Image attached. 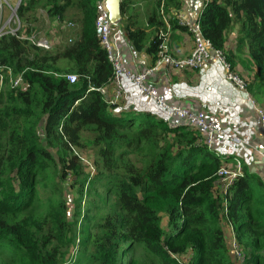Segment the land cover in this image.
Wrapping results in <instances>:
<instances>
[{
  "label": "trees",
  "instance_id": "1",
  "mask_svg": "<svg viewBox=\"0 0 264 264\" xmlns=\"http://www.w3.org/2000/svg\"><path fill=\"white\" fill-rule=\"evenodd\" d=\"M96 2L27 0L17 9L18 35L0 36L6 76L0 84V262L264 264L261 155L227 147L228 139L225 147H209L185 122L169 124L132 100L111 101L115 71L97 33ZM183 5L153 0L142 27L132 2L122 0L118 27L154 63L171 30L190 32L178 18ZM203 6L197 18L203 35L238 74L242 66L248 91L263 100L264 0H204ZM39 8L59 23L70 20L75 35L57 49L19 37L37 33ZM232 30L234 48L228 47ZM8 68L22 76L16 87ZM70 74L77 76L73 83ZM83 139L96 152L93 175L74 152ZM223 168L238 172L229 185ZM106 193L115 196L107 211ZM83 210L88 226L80 229ZM80 232L85 236L77 243ZM138 249L150 261L136 257Z\"/></svg>",
  "mask_w": 264,
  "mask_h": 264
},
{
  "label": "crops",
  "instance_id": "2",
  "mask_svg": "<svg viewBox=\"0 0 264 264\" xmlns=\"http://www.w3.org/2000/svg\"><path fill=\"white\" fill-rule=\"evenodd\" d=\"M15 1L17 0H12L13 3ZM25 1L27 0H23L22 2ZM130 1L132 2L131 10L138 15L139 24L144 27L147 15L153 6V0ZM203 2L204 0H183L184 5L178 14V18L180 15L182 16L180 18L181 21L193 22L197 20L199 14L204 10ZM10 10L6 9L0 12V21L1 14L10 12L11 15ZM42 11L45 10L43 8L38 9L37 17L40 16V12ZM34 25H37V22ZM38 33L39 30L33 35H37ZM71 35H75V31L71 32L69 37ZM116 42L122 64L132 72L145 71L153 64L152 56L146 51L134 50L126 35L122 34L118 36ZM167 46L169 51L176 57H184L189 55L193 50L194 39L192 34L187 30L175 28L169 33ZM239 67L242 68V66L237 65L236 69ZM225 72L224 66L219 61L211 58L205 62L204 68L199 70L177 71L162 66L154 76L148 79V82L156 88L159 95L167 103L178 104L194 111L204 109L210 120L214 121L217 125H224L225 129L237 135L251 139L253 138L251 136L252 133L256 131L252 143L256 147L261 148L264 146V133L261 125L257 122V115L254 110L244 105L245 92L238 90L231 82L226 80ZM125 89L129 97H131V104L139 111L153 113L158 117L166 116V112L161 104L156 103L147 94H144L132 81L125 80ZM181 121L184 122L183 120ZM256 162L258 164L262 162L261 158L258 157ZM259 168L262 170L261 166Z\"/></svg>",
  "mask_w": 264,
  "mask_h": 264
},
{
  "label": "built area",
  "instance_id": "3",
  "mask_svg": "<svg viewBox=\"0 0 264 264\" xmlns=\"http://www.w3.org/2000/svg\"><path fill=\"white\" fill-rule=\"evenodd\" d=\"M22 1L23 0H17L15 1V3H13L12 0H0V12L6 9H11V15H9V17L5 20L4 26L11 27L7 32L16 35H18L19 30L22 28V22L16 13ZM96 8L97 33L101 40V44L107 51L108 59L112 63L115 71V79L113 84L114 98L111 99V101L114 102L121 99L131 101L129 94L125 89V80L132 81L144 94H147L156 103L161 104L166 112L165 118L167 119L169 124L180 123L182 122L181 120H183L194 129L199 130L203 133L202 141H204V143H206L209 147H214L216 145L224 146V144L220 142V139L227 138L233 144H237L242 148L255 150L261 155L262 159L264 160V150H261L258 147L254 146L249 139L237 135L228 129H222L221 127H218V125L214 121L208 118L204 109L194 111L188 108H184L178 104L167 103L164 98L159 95L156 88L150 85V83L148 82V79L154 76V74L158 72L162 66L167 67V69L177 71L199 70L204 68L205 62L208 59L213 58L216 61H219L222 66H224L226 70V80L231 82L238 90L245 92L246 98L244 105L250 107V109L255 111L258 118L257 122L259 123V125H261L262 131L264 133V110L258 105L255 98L248 91L247 80L243 76L238 74L234 69H232L223 51L215 49L211 41L203 35L201 25L197 20L193 22L181 21L180 18L182 16L179 15L181 23L189 27V31L191 32L194 39V48L189 55L184 57L174 56L168 49V38L166 36L165 40L160 46V51L158 53L156 61L145 71L135 73L127 69L122 64L116 39L118 36L122 35L123 31L118 27V24H115L111 21L110 13L107 7V1L97 0ZM13 24L16 25L12 27ZM1 35L2 34L0 31V36ZM161 35L163 36L162 33ZM19 37L28 38L35 45L45 49H50L52 47L46 37H39L37 35H31L27 37L24 34L19 35ZM2 69L3 67L0 64L1 85L4 83L6 77L5 74L2 73ZM7 74L10 77L9 80L12 88L22 83V76L18 75L14 77L10 68H8ZM68 78L72 83L77 80V76L75 74H70ZM101 90L103 93H106L107 88H102ZM241 147L238 148L241 149ZM220 173L223 175L222 179L225 181L226 185L231 184L233 182V179L238 175L237 171L230 172L227 168H223Z\"/></svg>",
  "mask_w": 264,
  "mask_h": 264
},
{
  "label": "rangeland",
  "instance_id": "4",
  "mask_svg": "<svg viewBox=\"0 0 264 264\" xmlns=\"http://www.w3.org/2000/svg\"><path fill=\"white\" fill-rule=\"evenodd\" d=\"M1 15L2 16H1V21H0V31H1V34H4L7 31H9L11 28V27H5L4 26V22L9 17L10 12H7L6 14H1ZM37 18L38 19L36 21L37 22L36 27L39 30V33L37 34V36H40V35L43 36L44 35V37H46L48 39L50 45L52 46V48H50V49H57L58 46L64 44L65 41L69 38V35L71 33V29L74 28V27H72V25L68 24V22L70 20L66 19L65 23H59L58 21H55V20H52L51 18H49V16L47 15V13L45 11L40 12V16ZM15 25L16 24H13L12 27H14ZM238 28L239 27L236 24V26L234 28L235 31H238ZM235 31H233V30L231 32L229 31L227 34V36H228V47H230V48L235 47V35H236ZM237 71L240 72V74H241L242 71H244V70L241 67H239ZM243 73H245V72H243ZM254 98H255L257 103H260L259 105L262 107V109H264V99L259 100L258 97H254ZM218 127H221L222 129H224L225 126L224 125L220 126L218 124ZM88 134H89V136L91 135L90 132H88ZM85 137H88V136H85ZM220 142L226 143L227 138L220 139ZM235 145L236 146H233L232 142L231 143L227 142V147L231 146L233 149H238V147H241L237 144H235ZM74 152L77 153L81 157L82 162L85 166L86 172L90 173L91 175L95 174L96 170L94 168L93 159H94V156L96 155V152H95V149L93 148V146L89 143V141L87 139H83V145L80 147H74ZM54 157H56V158L58 157V153H57L56 149H54ZM132 157L134 158V155H132ZM99 191H101V189H99ZM73 192L71 194H73ZM74 194L76 195L77 193H74ZM105 195H107L106 199H108V203L106 206H104V209H106V211H107L110 207V204L115 201V196H114V194H110V193H106ZM86 197H87V192H85L84 200L86 199ZM93 199L94 198H92L91 200H93ZM85 204L86 203L84 201L83 206H85ZM84 214H85V211L83 210L82 216L78 220V227H80V229L82 228L83 225L88 226V221L82 220ZM163 223H164V225L167 223V217L166 216H164V222ZM83 236H85V233L80 232L77 239H76V242L77 243L80 242V240H82ZM232 242L233 241L231 240V242H230V239H229L228 245L231 247V250L234 252V249L231 246ZM8 251H9V249L6 251V253H8ZM126 251H127V247L125 248V252ZM3 257H5V256H3ZM136 257H138L142 260L150 261L149 254L147 252H144L141 249H138V251L136 253ZM128 258L129 257L127 256V254L124 255V259L127 260ZM69 261L71 262L72 259H70ZM0 264H2V263L0 262Z\"/></svg>",
  "mask_w": 264,
  "mask_h": 264
},
{
  "label": "water",
  "instance_id": "5",
  "mask_svg": "<svg viewBox=\"0 0 264 264\" xmlns=\"http://www.w3.org/2000/svg\"><path fill=\"white\" fill-rule=\"evenodd\" d=\"M107 7L110 13V19L113 23L118 24L123 16L121 10L122 0H106Z\"/></svg>",
  "mask_w": 264,
  "mask_h": 264
},
{
  "label": "clouds",
  "instance_id": "6",
  "mask_svg": "<svg viewBox=\"0 0 264 264\" xmlns=\"http://www.w3.org/2000/svg\"><path fill=\"white\" fill-rule=\"evenodd\" d=\"M17 13V12H16Z\"/></svg>",
  "mask_w": 264,
  "mask_h": 264
}]
</instances>
